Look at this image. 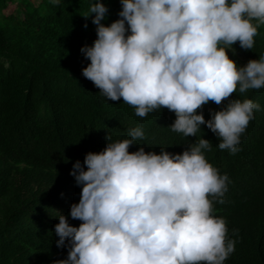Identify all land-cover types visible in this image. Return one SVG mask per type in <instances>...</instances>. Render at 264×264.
Wrapping results in <instances>:
<instances>
[{"label": "clouds", "instance_id": "obj_1", "mask_svg": "<svg viewBox=\"0 0 264 264\" xmlns=\"http://www.w3.org/2000/svg\"><path fill=\"white\" fill-rule=\"evenodd\" d=\"M119 4V18L107 26L108 8L100 0L84 14L96 39L80 48L89 61L81 76L138 117L167 109L175 115L171 131L192 137L204 125L219 149L236 153L260 105L228 98L237 86L240 93L264 87V55L238 66L226 53H234L237 42L242 50L253 48L257 25H264V0ZM209 101L227 103L206 121L197 110ZM127 135L86 153L83 166L73 164L69 174L81 188L79 202L68 216L56 217V246L66 248L67 258L54 264H223L235 241L226 242L224 219L212 215L213 200L224 202L229 181L205 159L211 143L200 138L180 154L165 148L156 154L135 143L144 137L142 128ZM133 145L137 150L130 153ZM69 217L80 225L71 226Z\"/></svg>", "mask_w": 264, "mask_h": 264}, {"label": "trees", "instance_id": "obj_2", "mask_svg": "<svg viewBox=\"0 0 264 264\" xmlns=\"http://www.w3.org/2000/svg\"><path fill=\"white\" fill-rule=\"evenodd\" d=\"M108 8L105 26L119 17V0H100ZM95 0H0V264H54L67 258L57 248L53 228L58 214L68 216L81 188L69 173L86 153L129 139L140 127L136 144L147 153L160 148L180 154L199 139L211 149L205 159L227 174L223 203L213 200L212 215L222 218L235 250L223 264H264V87L237 90L228 100L249 99L260 105L232 154L216 145L204 125L195 136L170 130L174 113L154 110L141 118L121 100L107 101L81 76L89 61L80 48L96 39L91 17L83 18ZM8 13V11H10ZM87 24L85 28L84 25ZM256 24V21H253ZM227 47V46H225ZM226 54L238 66L264 55V25H257L254 46ZM227 101H209L198 112L210 119ZM137 146L128 151L135 152ZM86 170V168H85ZM71 226L79 220L70 217ZM67 243V241H66Z\"/></svg>", "mask_w": 264, "mask_h": 264}, {"label": "rangeland", "instance_id": "obj_3", "mask_svg": "<svg viewBox=\"0 0 264 264\" xmlns=\"http://www.w3.org/2000/svg\"><path fill=\"white\" fill-rule=\"evenodd\" d=\"M11 12V10L10 11H8V13H10Z\"/></svg>", "mask_w": 264, "mask_h": 264}]
</instances>
